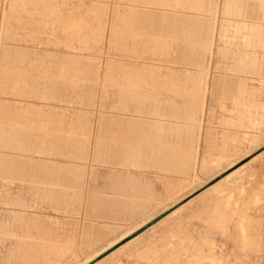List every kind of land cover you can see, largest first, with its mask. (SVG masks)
Here are the masks:
<instances>
[{"label":"rangeland","instance_id":"1","mask_svg":"<svg viewBox=\"0 0 264 264\" xmlns=\"http://www.w3.org/2000/svg\"><path fill=\"white\" fill-rule=\"evenodd\" d=\"M152 218L87 264H264V0H0V264Z\"/></svg>","mask_w":264,"mask_h":264},{"label":"bare ground","instance_id":"2","mask_svg":"<svg viewBox=\"0 0 264 264\" xmlns=\"http://www.w3.org/2000/svg\"><path fill=\"white\" fill-rule=\"evenodd\" d=\"M40 56V55H39ZM51 79V78H50ZM131 89V88H130ZM259 155V154H258ZM255 156H257V155H255ZM256 158V157H255ZM254 158V159H255ZM253 159V160H254ZM244 165H246V164H244ZM244 165H242V166H240L239 168H237L236 170H233V172L232 173H230L228 176H225V178H223L222 180H220L219 182H217L216 184H214V185H212L211 187H209V192H211V191H215L217 188H219L220 186H221V184L222 183H224V182H226V181H228L230 178H232ZM233 166V165H232ZM232 166H230L228 169H230ZM227 169V170H228ZM207 191V190H206ZM205 192V191H204ZM203 192V193H204ZM208 192V193H209ZM203 193L202 194H200L201 196L203 195ZM205 194H206V192H205ZM199 196V195H198ZM195 198V197H194ZM193 198V199H194ZM197 199V198H196ZM193 201V200H192ZM194 201H195V199H194ZM189 202V201H188ZM191 202V201H190ZM189 202V203H190ZM187 204V203H186ZM189 205V204H188ZM185 206H187V205H185ZM181 208V207H180ZM180 208H176V210H174L173 212H171L170 214H168L163 220L164 221H167V220H169V219H172V218H175V217H177L179 214H180V212H182V210H184V209H180ZM154 218H152V219H150V220H147L146 222H142V224L141 225H138L136 228H134L133 230H130V231H128L126 234H124L123 236H121L120 238H118L116 241H114V242H112V243H110L108 246H106L105 248H103V249H101L94 257H92V258H90V259H88L87 261H85L84 263H82V264H87L88 262H90L92 259H94V258H96V257H98L99 255H101V254H103L104 252H106V251H108L109 249H111V248H113L114 246H116V245H118V244H120V243H122L123 241H125V240H127L129 237H131L133 234H135V232H137L138 230H140L143 226H145L147 223H149L151 220H153ZM162 220V221H163ZM161 221V220H160ZM165 223V222H164ZM157 223H155V225H156ZM159 224V223H158ZM161 224H163V222H161ZM153 226L154 225H152V227L151 228H153ZM158 226V225H157ZM160 227V226H159ZM151 228H149V229H147L146 231H148V230H151ZM151 231H153V230H151ZM150 231V232H151ZM142 234V233H141ZM138 235V236H134V237H132V238H130L128 241H126L123 245H121L114 253H119V252H122V251H124L126 248H128V247H130L131 245H134L135 243H137L138 241H140V238H141V236L142 235ZM145 235V234H144ZM177 237V236H176ZM142 239V238H141ZM180 242V241H179ZM113 254V253H112ZM169 257H170V255H169ZM103 260V259H102ZM102 260H100V261H102ZM99 262V261H98ZM97 262V263H98ZM97 263H95V264H97ZM99 264V263H98ZM173 264V263H172Z\"/></svg>","mask_w":264,"mask_h":264},{"label":"crops","instance_id":"3","mask_svg":"<svg viewBox=\"0 0 264 264\" xmlns=\"http://www.w3.org/2000/svg\"><path fill=\"white\" fill-rule=\"evenodd\" d=\"M244 166H245V165H244ZM244 166H243L241 169H243ZM241 169H240V170H241ZM148 182H149L148 184H149V186H150V189H151L152 193L156 196L157 199H160V195H157V194L154 193V191H153V189H152V184H151V182H150V181H148ZM165 183H166V182H164V184H165ZM166 185H167V183H166ZM165 193H166V195H169V194H167L166 187H165Z\"/></svg>","mask_w":264,"mask_h":264}]
</instances>
